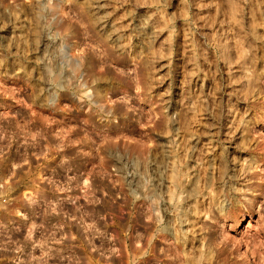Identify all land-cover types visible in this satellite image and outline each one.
<instances>
[{
	"label": "rangeland",
	"instance_id": "1",
	"mask_svg": "<svg viewBox=\"0 0 264 264\" xmlns=\"http://www.w3.org/2000/svg\"><path fill=\"white\" fill-rule=\"evenodd\" d=\"M33 207L98 264H264V0H0V264L62 252Z\"/></svg>",
	"mask_w": 264,
	"mask_h": 264
},
{
	"label": "built area",
	"instance_id": "2",
	"mask_svg": "<svg viewBox=\"0 0 264 264\" xmlns=\"http://www.w3.org/2000/svg\"><path fill=\"white\" fill-rule=\"evenodd\" d=\"M5 202V200L3 201ZM28 207H19V213L22 221H26L30 218L28 214ZM74 208L80 210L77 215H74ZM83 207H33L34 212L33 216L35 219L39 220V227H48L50 229L49 238H48V247L56 249V245L64 243L62 248L58 246V249H61L62 252L56 253L55 250L48 249L44 253V248H41L38 244L33 246L34 250L36 247L37 252H34L31 256L21 255L18 259L17 264H51L56 256L57 260L62 261L61 264H70L69 258L72 254L70 248H66L67 243L71 242L73 239L71 236V231L69 230L71 226L75 225L80 228V231L75 234L77 239L83 244L87 243L89 239L97 238L96 234H92L90 231H87V220H85L83 213L81 212ZM84 217V218H83ZM62 229V234L57 236V230ZM43 249V250H42ZM56 253V254H55ZM119 254V252H118Z\"/></svg>",
	"mask_w": 264,
	"mask_h": 264
},
{
	"label": "crops",
	"instance_id": "3",
	"mask_svg": "<svg viewBox=\"0 0 264 264\" xmlns=\"http://www.w3.org/2000/svg\"><path fill=\"white\" fill-rule=\"evenodd\" d=\"M66 246H67L66 248H70L69 243ZM82 248L85 250L84 251L78 250L74 254L72 252L68 262L70 264H98L96 257L92 253L93 252L92 248L88 247L86 242H84V246ZM118 252L119 254L117 255ZM117 253L115 254V256H119L120 254H123L122 249L120 248V250H118ZM109 264H116V263L113 261L110 262Z\"/></svg>",
	"mask_w": 264,
	"mask_h": 264
},
{
	"label": "bare ground",
	"instance_id": "4",
	"mask_svg": "<svg viewBox=\"0 0 264 264\" xmlns=\"http://www.w3.org/2000/svg\"><path fill=\"white\" fill-rule=\"evenodd\" d=\"M244 170V169H243ZM243 173V172H242ZM31 255V254H30ZM263 256V255H262Z\"/></svg>",
	"mask_w": 264,
	"mask_h": 264
}]
</instances>
